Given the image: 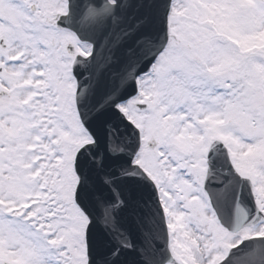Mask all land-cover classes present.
I'll return each mask as SVG.
<instances>
[{"label": "snow or ice", "instance_id": "snow-or-ice-1", "mask_svg": "<svg viewBox=\"0 0 264 264\" xmlns=\"http://www.w3.org/2000/svg\"><path fill=\"white\" fill-rule=\"evenodd\" d=\"M0 264H264V0H0Z\"/></svg>", "mask_w": 264, "mask_h": 264}, {"label": "water", "instance_id": "water-1", "mask_svg": "<svg viewBox=\"0 0 264 264\" xmlns=\"http://www.w3.org/2000/svg\"><path fill=\"white\" fill-rule=\"evenodd\" d=\"M152 226V223L148 220H146L143 225H133L131 239H133L138 245L143 244L145 242L144 236Z\"/></svg>", "mask_w": 264, "mask_h": 264}]
</instances>
